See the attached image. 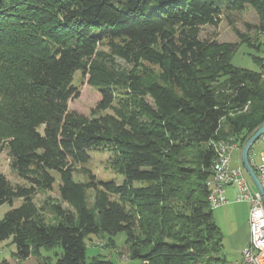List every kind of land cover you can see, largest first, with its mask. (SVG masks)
<instances>
[{"label":"trees","instance_id":"16d2710c","mask_svg":"<svg viewBox=\"0 0 264 264\" xmlns=\"http://www.w3.org/2000/svg\"><path fill=\"white\" fill-rule=\"evenodd\" d=\"M246 6L264 21V0H0V151L25 180L0 172V205L21 200L0 219V242L21 259L62 249L41 264H114L88 261L85 238L125 232L144 264H228L210 165L222 140L242 151L264 123V70L234 66L237 44L200 32ZM77 72L100 95L90 116L68 106ZM98 149L123 183L87 167L88 180L74 178ZM54 172L69 207L34 201Z\"/></svg>","mask_w":264,"mask_h":264},{"label":"rangeland","instance_id":"374dc122","mask_svg":"<svg viewBox=\"0 0 264 264\" xmlns=\"http://www.w3.org/2000/svg\"><path fill=\"white\" fill-rule=\"evenodd\" d=\"M238 32L245 34L246 41L249 43L243 42ZM200 38L202 40H215L220 43H236L238 47L231 60L234 66L257 71L264 70V21L261 22L253 7L246 6L240 11L225 12L217 26L208 24L201 27ZM88 78V75L83 76L81 72L75 74L73 82L79 89V94L77 97L70 99L68 103L70 110L86 116L91 115L100 100L99 92L88 83ZM224 126L225 129H229V127L226 128L225 124ZM262 149L263 145L259 141H256L251 148V157L256 165L259 164V156ZM89 154L90 160L86 164L76 165L74 173L76 180H88L82 172L83 167H87L96 182L97 180H114L117 184L123 183V175L114 170L110 151L98 149L90 151ZM240 158L241 150L236 148L232 157V166H236L240 162ZM0 172H3L13 185L25 184V180L18 174L17 170L12 169L10 157L6 150L0 151ZM54 175L56 177L54 188L51 191H39L34 201L38 206L47 202V204L60 203L63 207H69L62 200L59 192L60 177L57 172H54ZM87 194V202L91 206L94 190L89 189ZM20 203V199H15L12 204L5 202L0 205V219L4 217L7 211L19 206ZM249 205L246 201L234 203L239 216H245ZM43 214L47 221H57L55 216L49 211L46 210ZM126 238L125 232H119L116 235H108L104 232L88 235L85 238L86 259L90 261L99 257L110 259L114 264H144L140 259H131ZM61 251L60 247L50 249L43 247L40 249V254L34 253L26 259H21L15 254L16 246L12 243V239L9 238L0 242V263L41 264L43 262L42 256H50L55 259L56 255H59Z\"/></svg>","mask_w":264,"mask_h":264},{"label":"built area","instance_id":"2783aa9c","mask_svg":"<svg viewBox=\"0 0 264 264\" xmlns=\"http://www.w3.org/2000/svg\"><path fill=\"white\" fill-rule=\"evenodd\" d=\"M258 141L263 145L259 164L252 159L251 149L249 160L257 177L262 182L264 176V133ZM237 144L232 150H224L222 159L214 160L210 165L211 176L208 181L213 183V195L217 206L229 203L225 195L226 186H235L237 195L235 201H247L250 204L248 227L249 240L242 249V261L239 264H264V202L261 194L254 187L242 163L232 166V157Z\"/></svg>","mask_w":264,"mask_h":264},{"label":"crops","instance_id":"0c3cea01","mask_svg":"<svg viewBox=\"0 0 264 264\" xmlns=\"http://www.w3.org/2000/svg\"><path fill=\"white\" fill-rule=\"evenodd\" d=\"M240 163H242V151L240 162L236 165ZM224 190L230 201L227 204L216 206L213 209V215L224 235L221 254L226 258L228 264H239L242 261V249L248 243L250 236L248 227L250 205L245 216H239L234 207V203L239 202L235 201L237 188L226 186Z\"/></svg>","mask_w":264,"mask_h":264},{"label":"water","instance_id":"95a60500","mask_svg":"<svg viewBox=\"0 0 264 264\" xmlns=\"http://www.w3.org/2000/svg\"><path fill=\"white\" fill-rule=\"evenodd\" d=\"M264 133V123L255 131V133L248 139V141L244 144L242 148V164L245 168L246 173L248 174L250 180L252 181L254 187L257 189V191L261 194L263 202H264V187L261 184L259 178L257 177V174L255 172V169L250 163L249 160V152L252 146L260 136Z\"/></svg>","mask_w":264,"mask_h":264},{"label":"bare ground","instance_id":"6f19581e","mask_svg":"<svg viewBox=\"0 0 264 264\" xmlns=\"http://www.w3.org/2000/svg\"><path fill=\"white\" fill-rule=\"evenodd\" d=\"M235 141L233 140V138H228L226 140H222L219 144V155L218 157L215 159V160H218V159H222L223 157V154H224V150H232V147L235 145ZM261 184L263 185L264 187V176H263V179H262V182ZM209 185H211L212 187V191H211V195L209 197V200H210V204L213 208H215L217 206L216 204V199H215V196L213 195V183L212 181L209 182Z\"/></svg>","mask_w":264,"mask_h":264}]
</instances>
